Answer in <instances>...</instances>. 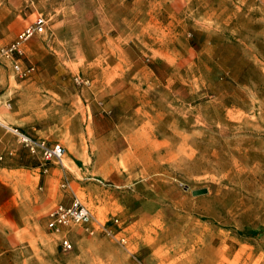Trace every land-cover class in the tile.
<instances>
[{
	"label": "rangeland",
	"instance_id": "374dc122",
	"mask_svg": "<svg viewBox=\"0 0 264 264\" xmlns=\"http://www.w3.org/2000/svg\"><path fill=\"white\" fill-rule=\"evenodd\" d=\"M39 11L34 71L0 60V264H264V0H8L0 46Z\"/></svg>",
	"mask_w": 264,
	"mask_h": 264
},
{
	"label": "built area",
	"instance_id": "2783aa9c",
	"mask_svg": "<svg viewBox=\"0 0 264 264\" xmlns=\"http://www.w3.org/2000/svg\"><path fill=\"white\" fill-rule=\"evenodd\" d=\"M8 0H0V3ZM49 16L43 12L35 15L34 19L19 30L15 36L6 44L0 46V60L9 64L19 75H27L34 71L33 64L25 65L22 61L25 42L34 35L42 34L49 26ZM26 150L38 156L43 163L53 162L61 163L63 160L64 146L58 142H49L45 138L27 133L17 126L3 124ZM45 168L44 170H46ZM93 214L90 208L82 202L76 195L70 202H57L46 214V227L50 231L60 234L59 245L63 250L72 248V241L69 238L68 231L72 225L79 224L86 229H94ZM116 221V218L114 219ZM97 226L102 229H109L106 222L96 221Z\"/></svg>",
	"mask_w": 264,
	"mask_h": 264
},
{
	"label": "bare ground",
	"instance_id": "6f19581e",
	"mask_svg": "<svg viewBox=\"0 0 264 264\" xmlns=\"http://www.w3.org/2000/svg\"><path fill=\"white\" fill-rule=\"evenodd\" d=\"M62 162H63V164H65L64 158H63Z\"/></svg>",
	"mask_w": 264,
	"mask_h": 264
},
{
	"label": "crops",
	"instance_id": "0c3cea01",
	"mask_svg": "<svg viewBox=\"0 0 264 264\" xmlns=\"http://www.w3.org/2000/svg\"><path fill=\"white\" fill-rule=\"evenodd\" d=\"M39 12H42V11H39ZM39 12H37V13H39ZM37 13H36V14H37ZM43 13H44V12H43ZM36 14H35V15H36ZM34 17H35V16H34Z\"/></svg>",
	"mask_w": 264,
	"mask_h": 264
},
{
	"label": "water",
	"instance_id": "95a60500",
	"mask_svg": "<svg viewBox=\"0 0 264 264\" xmlns=\"http://www.w3.org/2000/svg\"><path fill=\"white\" fill-rule=\"evenodd\" d=\"M198 192H202V190H199Z\"/></svg>",
	"mask_w": 264,
	"mask_h": 264
}]
</instances>
